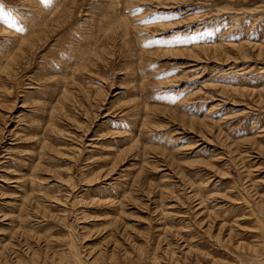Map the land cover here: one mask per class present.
Wrapping results in <instances>:
<instances>
[{"label": "rangeland", "instance_id": "rangeland-1", "mask_svg": "<svg viewBox=\"0 0 264 264\" xmlns=\"http://www.w3.org/2000/svg\"><path fill=\"white\" fill-rule=\"evenodd\" d=\"M0 5V264H264V0Z\"/></svg>", "mask_w": 264, "mask_h": 264}, {"label": "snow or ice", "instance_id": "snow-or-ice-1", "mask_svg": "<svg viewBox=\"0 0 264 264\" xmlns=\"http://www.w3.org/2000/svg\"><path fill=\"white\" fill-rule=\"evenodd\" d=\"M8 17L11 18V13H6L2 5H0V18ZM161 19H168V17H161ZM179 41H164V44L178 43Z\"/></svg>", "mask_w": 264, "mask_h": 264}]
</instances>
